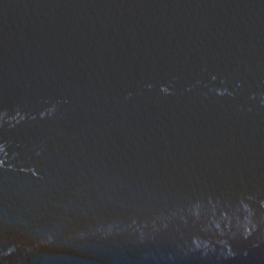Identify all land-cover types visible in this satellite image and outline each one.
Segmentation results:
<instances>
[{
	"label": "water",
	"instance_id": "water-1",
	"mask_svg": "<svg viewBox=\"0 0 264 264\" xmlns=\"http://www.w3.org/2000/svg\"><path fill=\"white\" fill-rule=\"evenodd\" d=\"M0 264H264V0H0Z\"/></svg>",
	"mask_w": 264,
	"mask_h": 264
}]
</instances>
